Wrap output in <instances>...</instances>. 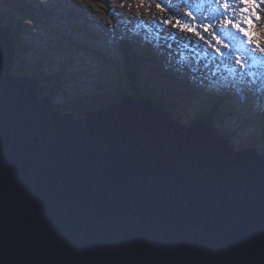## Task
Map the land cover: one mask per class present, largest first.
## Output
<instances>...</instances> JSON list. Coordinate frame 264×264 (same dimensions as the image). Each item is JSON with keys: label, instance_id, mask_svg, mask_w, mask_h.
Returning <instances> with one entry per match:
<instances>
[{"label": "water", "instance_id": "obj_1", "mask_svg": "<svg viewBox=\"0 0 264 264\" xmlns=\"http://www.w3.org/2000/svg\"><path fill=\"white\" fill-rule=\"evenodd\" d=\"M14 58L0 25V264H264V154L148 97L63 112Z\"/></svg>", "mask_w": 264, "mask_h": 264}, {"label": "rangeland", "instance_id": "obj_2", "mask_svg": "<svg viewBox=\"0 0 264 264\" xmlns=\"http://www.w3.org/2000/svg\"><path fill=\"white\" fill-rule=\"evenodd\" d=\"M224 2L0 0V22L13 25L20 38L19 52L26 62L34 65L29 68L37 78V89H41V95L51 97L60 108L71 106V111L78 113L87 106L95 110L114 103L115 98L109 95L115 92L131 96L122 51L123 42L127 40L136 54L147 49L145 54L149 57L148 62H143L145 70L137 84L155 99L168 103L155 93L175 99L176 103L170 104L182 117L172 113V118L180 123L191 122L196 118L195 114L206 113L219 99L215 113L219 119L217 126L229 136L235 148H252L260 152L264 148V57L257 58L256 64L245 69L251 74L238 71L233 74V65L227 56L224 59L229 60L225 62L227 66L224 65L216 47L227 52L231 41L236 44L237 39H249L244 32H239L236 37L234 25L237 19L228 24L231 13L223 9ZM227 2L247 4L253 13L250 28L253 43L250 46L255 48L257 55H264L261 52L264 48V0ZM217 10L223 15L218 16ZM235 11L239 13L240 8ZM189 12L196 19L189 16ZM207 24H212L214 29L221 24L231 27L215 33L223 44H218L211 30L200 27ZM184 25L196 28L203 39L186 28L182 30ZM145 39L151 42L147 43V48ZM187 46L193 53L185 52ZM242 54L246 55L237 53L236 56ZM112 82L117 83V87H112ZM253 135H257L262 143L249 146L255 143L248 138Z\"/></svg>", "mask_w": 264, "mask_h": 264}, {"label": "trees", "instance_id": "obj_3", "mask_svg": "<svg viewBox=\"0 0 264 264\" xmlns=\"http://www.w3.org/2000/svg\"><path fill=\"white\" fill-rule=\"evenodd\" d=\"M0 25H1V22H0ZM3 26L7 27L8 33L12 36L13 42L15 44V58H14L13 71L22 74L24 77L30 78L32 80H35V82H36L37 78H35V75L33 74L34 72L30 71V68H29V67L34 66V65L30 64L28 61L26 62V60L23 58V55L19 52L18 46H19L20 38L16 35V32L14 30L13 25L9 24L7 26L6 25H3ZM144 42L146 43L145 44L146 48L148 47L147 43L151 44V42H149L147 39H145ZM122 46H123V48H122L123 57L125 59V75H126L128 83L130 85L129 86L130 87V90H129L130 95L132 97H148L150 99L153 98L152 100H153V102L155 103V105L158 108L167 111L169 114L173 113L175 116L182 117L178 111L177 112L173 111L174 107L169 102L168 103L170 105H168V103L163 101V100L155 99L154 97H151L149 95V92L147 91V89H145V90L143 89L142 90L141 86H139L137 84L138 80H139V76L141 75V73H144V70H145V65H144V67L142 65L143 62H145V61L148 62L149 61V57L145 54L147 52V49L140 51L141 54L138 55V54H136V52L134 50H131L130 43L127 40L126 41L124 40ZM13 74H15V73H13ZM144 76H145V74H144ZM113 82H114V78H113ZM39 84H40V82H39ZM113 84L114 85L112 87H117V83H113ZM236 89L239 90L238 87H236ZM122 95H123V93H120V92L116 93L115 92L113 94H110L109 96L112 99L115 98L114 101H113V102H115ZM117 97H119V98L117 99ZM219 103H220V100L218 99L217 102H216V105L212 106L211 109L209 108L208 110H206V113L203 112V113L195 114L196 115L195 119L207 123L215 131V133L217 135H219L223 139H227V140L231 141L229 136L227 134H225L217 126V121H219V119H218V117L216 116L215 113L217 111V107L219 106ZM67 107L68 108H64V109L61 108V110L63 112H72L71 111V106H67ZM92 108H94V107L87 106V107L84 108V110L82 112L76 113V116L77 117L85 116L87 111L91 110ZM175 120H177V119H175ZM191 123L192 122L186 121L185 124L186 125H191ZM263 134H264V131H263ZM248 138L252 139L255 142V143H250L249 146H254V144H256V143H259V144L262 143V142L259 141V137L257 135L249 136ZM231 143L233 144L232 141H231ZM236 148H237V146H236ZM258 153L259 154H264V148H263L262 151H260Z\"/></svg>", "mask_w": 264, "mask_h": 264}, {"label": "snow or ice", "instance_id": "obj_4", "mask_svg": "<svg viewBox=\"0 0 264 264\" xmlns=\"http://www.w3.org/2000/svg\"><path fill=\"white\" fill-rule=\"evenodd\" d=\"M159 6V5H158ZM259 6V5H257ZM223 9L225 11H228L229 9H232L231 15L229 16L228 19V24L233 23V19H237V22L234 25V28L237 30L236 37L238 36L239 32H244L248 35L249 39L247 40H238L237 43L234 44L231 41V48L229 51H221L220 47H216V45H213V47H216L217 52L220 53V59L223 61L224 65L227 66L225 63L229 59H224L225 56L230 58V62L233 65L232 66V73L235 74L237 71L240 72L241 74H251L245 71V69H249L251 65H254L257 63V58L259 57H264V55H257L256 50L254 47H251L253 41L250 39L252 32L250 30L252 20H253V13L249 10L248 6L246 3H241V4H230L225 0V2L222 5ZM240 8V12L237 13L235 11L236 8ZM189 16H192L193 19H196V17L193 16L191 12L188 13ZM217 15H223L222 12H219L217 10ZM245 16L247 18H245ZM256 19L258 22V14L256 15ZM168 23H171L172 21H167ZM228 24H221L219 28L214 29L212 24H207V25H200V27L204 28L205 31L211 30V34L215 37L216 41L218 44H223V41L220 39V36H216L215 33L217 31L221 32V30H226L228 29ZM247 25V27H241V25ZM177 26H180L179 22H177ZM187 29L188 31L195 32L197 35H201V38L203 39V36L200 32L197 31L196 28H187V25H184L182 27V30ZM211 43V41H209ZM227 48L228 45H225ZM235 48V51H234ZM261 52L264 53V48H261ZM237 53H246V55H241L240 57H237ZM249 53H252L254 55H249ZM207 54V53H206ZM236 65H239V67H236Z\"/></svg>", "mask_w": 264, "mask_h": 264}, {"label": "bare ground", "instance_id": "obj_5", "mask_svg": "<svg viewBox=\"0 0 264 264\" xmlns=\"http://www.w3.org/2000/svg\"><path fill=\"white\" fill-rule=\"evenodd\" d=\"M233 2L235 3V0H233ZM231 11H232V9H229L228 11H226V12H228L229 14L231 13ZM228 28H231V27H228ZM188 47V46H187ZM184 47L185 48V52L187 53V54H190V53H193L192 51H191V49L188 47ZM23 61V60H22ZM143 65V64H142ZM166 82V81H165ZM148 83V82H147ZM167 83V82H166ZM155 94H158L157 96H160L159 98H162V99H165V100H167L169 103H176L175 102V99H168L167 97H163V96H161L159 93H155ZM175 96V95H174ZM178 97V96H177Z\"/></svg>", "mask_w": 264, "mask_h": 264}, {"label": "clouds", "instance_id": "obj_6", "mask_svg": "<svg viewBox=\"0 0 264 264\" xmlns=\"http://www.w3.org/2000/svg\"><path fill=\"white\" fill-rule=\"evenodd\" d=\"M229 142L231 143V141L229 140ZM232 144V143H231Z\"/></svg>", "mask_w": 264, "mask_h": 264}]
</instances>
